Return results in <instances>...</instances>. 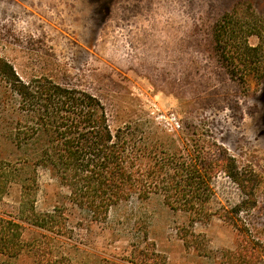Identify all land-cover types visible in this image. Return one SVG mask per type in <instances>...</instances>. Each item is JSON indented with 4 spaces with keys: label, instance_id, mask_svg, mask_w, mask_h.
Segmentation results:
<instances>
[{
    "label": "rangeland",
    "instance_id": "rangeland-1",
    "mask_svg": "<svg viewBox=\"0 0 264 264\" xmlns=\"http://www.w3.org/2000/svg\"><path fill=\"white\" fill-rule=\"evenodd\" d=\"M236 7L239 18L254 12L264 19V0H0V58L19 79L48 78L89 92L105 104L114 130L154 121L180 136L186 152L197 145L217 162L210 203L216 214L193 229L160 195L113 210L104 224L69 211L74 230L66 252L75 264H132L133 248L151 246L166 264H224L223 251L236 254L243 247L248 264H264L254 253L264 245V79L257 68L240 63L232 75L214 42L216 26ZM238 40L264 45L258 36L241 34ZM224 156L234 161L251 195L227 176L219 161ZM0 159L9 166L5 179L16 181L2 211L15 216L21 200V99L1 77ZM39 182V211L65 203L68 191L57 181L42 172ZM248 199L253 208L236 214ZM224 210L240 235L221 216ZM25 237H32L29 230ZM14 262L32 264L29 258Z\"/></svg>",
    "mask_w": 264,
    "mask_h": 264
},
{
    "label": "trees",
    "instance_id": "trees-1",
    "mask_svg": "<svg viewBox=\"0 0 264 264\" xmlns=\"http://www.w3.org/2000/svg\"><path fill=\"white\" fill-rule=\"evenodd\" d=\"M240 8L223 16L216 26L214 42L232 75H237L241 64L247 69L257 68L264 79V45L251 47L238 40L243 34L258 36L263 43L264 19L254 12L246 20L239 18ZM0 77L6 88L21 99V200L15 216L2 211L6 207L4 197L16 181L8 175L5 179L9 166L0 159V258L5 259L0 264H15L20 258H29L32 264H75L66 247L71 244L70 233L74 230L69 211L77 209L87 214L86 221L91 224H104L113 210L160 195L172 211L187 217L192 229L196 222L210 221L215 216L210 203L217 162L204 149L196 145L192 153L186 152L180 136L175 139L154 121L150 127L130 123L114 130L107 108L97 96L48 78L24 81L1 58ZM219 161L228 168L227 176L246 196L251 195L234 161L225 156ZM42 172L68 191L65 203L45 212L37 208ZM252 206V199H248L234 211L239 214ZM224 213L221 216L240 235L242 231L229 218L230 213ZM27 230L31 238L25 237ZM191 237H196L193 230ZM183 240L190 248L188 236ZM151 247L133 248L128 262L166 264ZM257 247L259 250L253 251L261 262L264 245ZM244 248L236 254L223 251L224 264H248Z\"/></svg>",
    "mask_w": 264,
    "mask_h": 264
}]
</instances>
